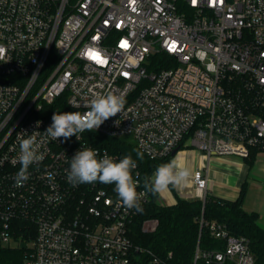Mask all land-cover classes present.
Returning <instances> with one entry per match:
<instances>
[{"label":"built area","instance_id":"1","mask_svg":"<svg viewBox=\"0 0 264 264\" xmlns=\"http://www.w3.org/2000/svg\"><path fill=\"white\" fill-rule=\"evenodd\" d=\"M160 53L169 66L150 70ZM110 91L126 98L123 114L79 140L43 134L52 121L39 115L62 95L83 113ZM34 131L44 159L16 187L18 135ZM90 134L130 137L151 160L184 147L208 158L264 153V0H0V243L25 242L21 264H171L170 253L132 243L138 212L114 185L68 182L83 147L119 160ZM192 181L188 200L204 202L208 176L195 170ZM198 222L190 264L255 263L246 237L203 212Z\"/></svg>","mask_w":264,"mask_h":264},{"label":"trees","instance_id":"2","mask_svg":"<svg viewBox=\"0 0 264 264\" xmlns=\"http://www.w3.org/2000/svg\"><path fill=\"white\" fill-rule=\"evenodd\" d=\"M169 56L164 53L151 58L150 70L161 69L169 66ZM65 95L58 98L51 105L48 112H43L39 117L51 120L57 112H69L64 102ZM94 145L106 149L116 155L118 159L131 154L136 159V146L126 138L108 137L100 134H90ZM139 151V150H138ZM255 153L250 154L244 161L251 168ZM172 156L165 159L151 160L143 154V159L137 160V170L140 180L151 178L156 167L167 163ZM245 182L242 184L240 194L234 201L216 198L207 194L205 201L198 199H177L171 206L161 204L158 195L148 193V200L142 205L143 212L137 213L129 224V238L134 245L147 248L155 254L165 257L171 254V264H190L199 234L198 218L201 212L207 220H217L227 225L231 234L244 236L250 242V250L254 255V264H264V230L257 224V215L248 213L242 208ZM155 222L152 230H144V224ZM209 235L203 231L201 244L208 246ZM25 242L19 246H3L0 243V264H21Z\"/></svg>","mask_w":264,"mask_h":264},{"label":"clouds","instance_id":"3","mask_svg":"<svg viewBox=\"0 0 264 264\" xmlns=\"http://www.w3.org/2000/svg\"><path fill=\"white\" fill-rule=\"evenodd\" d=\"M126 98L113 92L95 95L86 105L87 111L81 113L55 112L52 123L43 133L45 136L56 141L59 138L67 140L85 131H96L109 118L123 114ZM75 107V105H73ZM39 127L40 122H36ZM118 125L119 122L116 121ZM40 134L34 131L32 134L21 132L18 135L20 155L18 162L21 165L14 177V186L22 187L28 179V169L30 165L38 163L44 159L42 153L38 152L39 144L37 136ZM136 152V159L131 154L125 155L118 161L105 152L102 156L97 149L83 147L77 151L70 159V168L67 172V180L73 186L80 184H93L100 182L114 185L121 206L127 209H135L142 213L141 199L147 193L159 195L167 192L170 187H180L188 183L191 177V169L181 166L176 158L167 163L159 164L151 178H146L143 182V192H138L139 181L134 178L133 172L137 168V160L143 159V153ZM49 180L53 174L47 173Z\"/></svg>","mask_w":264,"mask_h":264},{"label":"crops","instance_id":"4","mask_svg":"<svg viewBox=\"0 0 264 264\" xmlns=\"http://www.w3.org/2000/svg\"><path fill=\"white\" fill-rule=\"evenodd\" d=\"M176 158L181 166H187L191 173L202 170L208 176L207 193L216 198L234 201L240 194L242 184L246 181L250 168L243 158L236 155H212L205 157L192 147H184L176 152ZM192 174L188 183L170 189L158 195L161 204L171 206L177 199H188L193 191Z\"/></svg>","mask_w":264,"mask_h":264},{"label":"rangeland","instance_id":"5","mask_svg":"<svg viewBox=\"0 0 264 264\" xmlns=\"http://www.w3.org/2000/svg\"><path fill=\"white\" fill-rule=\"evenodd\" d=\"M126 139L132 141L130 137ZM242 208L248 213H255L258 226L264 230V153H258L255 156L254 163L250 168L245 181ZM145 226L151 229L152 223L147 222Z\"/></svg>","mask_w":264,"mask_h":264},{"label":"water","instance_id":"6","mask_svg":"<svg viewBox=\"0 0 264 264\" xmlns=\"http://www.w3.org/2000/svg\"><path fill=\"white\" fill-rule=\"evenodd\" d=\"M177 150H174L171 154V156H174L176 154Z\"/></svg>","mask_w":264,"mask_h":264}]
</instances>
